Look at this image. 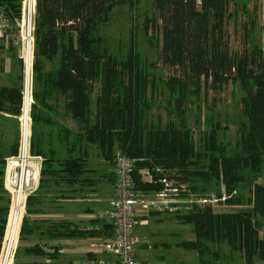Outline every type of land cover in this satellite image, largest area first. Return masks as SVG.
<instances>
[{"label": "trees", "instance_id": "1", "mask_svg": "<svg viewBox=\"0 0 264 264\" xmlns=\"http://www.w3.org/2000/svg\"><path fill=\"white\" fill-rule=\"evenodd\" d=\"M113 1L35 0L31 59L34 102L30 117L48 126L55 125L56 119L65 118L76 126V140L69 149L64 148L68 156L62 159L57 157L50 140H46L49 133L32 134L31 152L44 159L40 184L54 183L58 177L67 183L81 181L91 186L94 182L86 176L91 171L85 162L86 150L72 155L75 146L80 150L83 143L93 144L106 160L118 149L134 159V185L138 189L157 190L159 184L142 181L141 171H149L156 179L159 173L154 168H159L161 174L187 184L193 192H209L213 187L219 188V194L230 195L221 203L233 210L195 206L176 214L180 222L191 226L194 234V239L181 241L177 246L196 251L198 264H264V185L257 181L264 162V55L260 46L232 53L224 43L217 45L215 35L219 32L221 35L227 0H201L200 5L192 0H154L162 66L185 69L192 78H203L212 86L238 82L244 91L241 113L245 120L238 129L237 149L233 154H226L223 144L217 146L214 132L197 148L191 134L174 124L162 128L144 124L143 103L139 102L143 86L136 57L122 63V70L128 71V93L121 98L113 87L118 62L107 54L101 37L94 32ZM21 9L22 0H0V13L16 33ZM55 58L57 65L44 70L45 62ZM96 81L101 82V93L95 98L93 112L90 94ZM178 84L181 86V82ZM21 99L20 84L0 85V110L17 115ZM58 126L66 142L71 129L63 124ZM43 143L48 147L47 153L42 149ZM16 149L17 144L12 146L10 154L16 153ZM6 155L0 152V250L9 204L2 182ZM107 178L113 180L112 172ZM243 184L249 188L246 199L242 194H233ZM32 203L31 195L26 212L31 213ZM26 221L24 218L23 237L30 233ZM72 231L68 236L94 235L88 229ZM102 231V237L109 236L111 225L104 223ZM225 248L227 259L236 253L238 259L223 260ZM55 251L50 253L54 255ZM24 252L45 254L39 245L27 246Z\"/></svg>", "mask_w": 264, "mask_h": 264}, {"label": "rangeland", "instance_id": "2", "mask_svg": "<svg viewBox=\"0 0 264 264\" xmlns=\"http://www.w3.org/2000/svg\"><path fill=\"white\" fill-rule=\"evenodd\" d=\"M225 11L226 14L223 18L224 22L221 35L220 32L215 35L217 37V45L224 43L232 53H241L245 50H251L255 45L259 46L258 0H227ZM12 31H15L14 28ZM94 32L101 37L107 54L115 58L116 63L118 62V68L116 70L117 76L113 80V87H116V91L121 98L129 91L127 90L128 71L122 70V63L126 62L132 56L136 57L138 76L143 86V94L139 102L143 103V122L146 126L162 128L168 124H174L178 128L187 130L191 134L197 148L202 146L201 141L203 139L207 141L209 134L214 132L217 138V146L223 144L226 147V154H233L237 149L238 129L240 128L241 121L245 120V117L241 113V98L244 96L241 85L236 82L228 83L220 87L212 86L208 80L192 78L185 69L162 66L159 60L161 47L159 20L156 18L154 0H114L105 12L104 19L99 21ZM17 34L19 36V28ZM1 53H3L2 50L0 51V56H4ZM9 53L7 49V54ZM24 57L21 44L16 46V49H13L11 58L7 60L8 62H5L4 58L0 57V85L19 86L20 84L21 98L23 96L17 115L14 116L7 110H0V152L7 154L4 157L2 182L3 188L9 197L8 211L1 238V249L5 241L11 206V193L5 187L4 183L7 172L6 168L9 166L8 163L20 151L22 133L24 130L26 131V126L31 155H34L31 152L33 133L41 131L49 133L50 136L46 140H50L51 143H49L55 148L57 157L61 159L68 156V152L65 151L71 147L70 144L73 140H76V126L72 120L55 118L57 120L56 124H50L48 126L45 123H36L31 119L30 107L34 102L31 94L32 69H29L28 91L26 96V87L24 88L26 81ZM4 62L5 69H2ZM56 65L57 58L52 62H45L43 69L49 70ZM6 71L9 74H4ZM123 80L125 85H123ZM178 82H181V86H179ZM100 87L101 82L96 81L93 84L90 94L93 112L95 110V98L101 93ZM114 96H117L116 93ZM26 98L28 99L26 101L28 115H26V126L24 128L25 116L23 112L25 109L24 100ZM181 120L182 122H180ZM59 124H63L71 129V133L68 135L66 142L63 140L62 129L58 126ZM57 132L61 134V138ZM15 144H17L16 153L10 154L12 146ZM37 146L36 144L35 148ZM41 146L46 147V144H42ZM83 149L86 150L85 162L88 169L91 170L86 176H90L94 182L93 184L96 186L99 183H108L107 176L111 172L113 175L114 155L120 150L115 149L108 160H106V157L103 156L97 146L83 143L81 144L80 150L75 146L72 155L81 154ZM262 168L264 170V162ZM262 175L264 176V172ZM261 177L257 180L259 183L262 181ZM58 179L57 177L56 185ZM75 185L90 187L81 181L67 183L68 187ZM248 189L247 185L244 186L243 184L242 188H237L233 194L235 196L242 194L241 196L246 199ZM208 190L215 194H219L217 192H220L219 188L210 187ZM227 196L230 195L227 194ZM110 199L111 195L109 192L106 189H102L98 192L96 204L94 205L95 215L103 217L108 221L107 214ZM225 209L233 210L235 208H231L225 203H219L215 206L214 210L223 211ZM83 211L85 214V210ZM134 236L138 240L136 247L137 256L139 260L143 259L145 262L143 264H198L196 251L185 250L177 246V243L181 241L194 239V234L190 225L182 223L176 218V213L145 212L140 214L134 229ZM99 239L101 245L102 240L101 238ZM12 252L9 264L13 263L11 259L14 256V252L13 256ZM73 253H81V250ZM223 257V260L228 257L226 248L223 252ZM229 258L230 260H234V258L238 259V255L237 253L230 254ZM50 264L61 263L56 260Z\"/></svg>", "mask_w": 264, "mask_h": 264}, {"label": "built area", "instance_id": "3", "mask_svg": "<svg viewBox=\"0 0 264 264\" xmlns=\"http://www.w3.org/2000/svg\"><path fill=\"white\" fill-rule=\"evenodd\" d=\"M200 5L201 0H192ZM259 3V33L260 52L264 55V0ZM35 18V0H22L21 17L17 23L19 36L14 40L16 45H22L25 58V86L28 91L29 69H31L33 31ZM12 31L9 21L0 13V32ZM25 93V91H24ZM28 115V113H27ZM26 126V119L24 120ZM28 130L22 133V145L17 156L8 163L5 175V187L11 193V206L5 241L0 252V264H9L11 252L15 253L18 239V223L25 209V200L38 178L40 156L31 155L28 144ZM134 159L121 151L114 155V185L109 202V224L112 232L102 238V249L106 257L98 264H142L136 252L138 240L134 229L139 215L145 212H166L181 214L193 207L211 208L226 200V193L193 192L187 184L179 183L169 176L159 173L156 179L149 171H141V179L147 183H157V190H141L134 185ZM187 210V211H185ZM12 252V256H13ZM13 262V257L11 259Z\"/></svg>", "mask_w": 264, "mask_h": 264}, {"label": "crops", "instance_id": "4", "mask_svg": "<svg viewBox=\"0 0 264 264\" xmlns=\"http://www.w3.org/2000/svg\"><path fill=\"white\" fill-rule=\"evenodd\" d=\"M16 38H18V34L15 31L5 34L0 32V51L3 52L1 55L4 54L0 57H3L5 62H8L13 49L18 46L14 42ZM7 49L9 54H7ZM5 62L2 69H5ZM4 74H9V72L6 71ZM42 149L44 152H48V147L42 146ZM40 157L42 162L39 165L38 178L33 190L28 193L25 200L27 205L28 197L33 196L32 211L28 213L24 209L23 216L18 223V239L12 264H50L56 260L61 264H96V261L98 264L106 257L99 238L101 240L103 238V224H107L109 221L95 215L94 205L100 190L106 189L110 195L112 194L113 180L109 181L107 178L108 183H99L97 186L93 184L90 187L82 185L68 187L66 180L61 179L58 180L57 185L55 181L42 185L40 178L44 159L42 156ZM263 172L264 170L257 178L258 180L262 176L260 183L262 185H264ZM83 210H85V214ZM24 218L27 220L26 227L30 229V233L23 237L21 230ZM86 229L93 230L94 235L68 236V232L71 230L77 233ZM56 234H60V236H54ZM32 245L42 246L45 254L25 253L24 248ZM53 250H56L54 255L50 253ZM79 250L81 253H73ZM84 250L85 252H83ZM75 260L76 262H74ZM142 261L143 259H141ZM143 263L145 262L143 261Z\"/></svg>", "mask_w": 264, "mask_h": 264}, {"label": "bare ground", "instance_id": "5", "mask_svg": "<svg viewBox=\"0 0 264 264\" xmlns=\"http://www.w3.org/2000/svg\"><path fill=\"white\" fill-rule=\"evenodd\" d=\"M25 94H26V96H27V91H26ZM25 94H24V95H25ZM27 100H28L27 98L24 100V101H25V107H24L25 109H24L23 114H24V116H25V119H26V115H27V105H26V101H27ZM24 116H23V118H24Z\"/></svg>", "mask_w": 264, "mask_h": 264}]
</instances>
